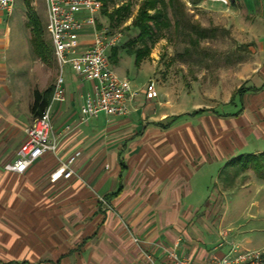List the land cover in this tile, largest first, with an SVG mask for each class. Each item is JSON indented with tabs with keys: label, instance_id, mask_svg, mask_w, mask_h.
Returning <instances> with one entry per match:
<instances>
[{
	"label": "crops",
	"instance_id": "obj_1",
	"mask_svg": "<svg viewBox=\"0 0 264 264\" xmlns=\"http://www.w3.org/2000/svg\"><path fill=\"white\" fill-rule=\"evenodd\" d=\"M184 1L222 14V26L232 24L235 46L247 48L248 60L225 76L239 79L228 97L211 92V105H197L190 93L182 106L181 96L161 92L153 71L156 99L138 97L126 116L90 119L23 174L1 163L4 144L23 143L33 91L45 90L46 79L24 71L26 46L11 42L0 12V264H145L135 237L147 242L155 264L173 263L154 244L208 264L232 244H249L235 225L241 217H258L252 209L261 203L254 195L264 181L246 174L239 189L245 192L236 197L237 186L226 193L219 175L238 156L264 152V0ZM81 41L84 48L90 38ZM118 57L114 68L123 75ZM73 74L64 81V101L51 106L52 135L78 119L93 91L91 82ZM172 117L169 128L156 125ZM75 154V176L64 180L60 162ZM238 206L243 209L232 219L231 208Z\"/></svg>",
	"mask_w": 264,
	"mask_h": 264
},
{
	"label": "rangeland",
	"instance_id": "obj_2",
	"mask_svg": "<svg viewBox=\"0 0 264 264\" xmlns=\"http://www.w3.org/2000/svg\"><path fill=\"white\" fill-rule=\"evenodd\" d=\"M148 1L151 0H102V9L97 17L98 26L107 27L112 35H120L115 48L117 50L115 64L113 60L111 62L108 58L110 65L115 70L114 66L118 65L117 58L120 56L119 61L120 65L123 66V75L115 70L116 74L127 78L134 88L140 89L146 83L151 82L154 71L159 74V86L163 90L161 92L166 97L167 95L181 96L182 106H188L190 103V101H184L185 94L190 93H193V100L191 101L197 105H211L209 100L211 92L220 91L223 96L219 99H226L227 93L234 89L239 81L238 78L234 77L226 78L225 76L230 72L228 70L236 69L239 65L244 64L249 57L247 48L239 44H236L238 46L236 48L235 40L231 34L232 24L226 23L225 26H222L221 21H219L221 18L219 16L222 14L216 12L211 6L207 10L200 11L187 5L184 0H164L169 26L160 30L156 36L139 40L138 30L133 27V24L141 11V5ZM152 13L153 11L146 8L145 14L147 16H152ZM224 16V18L230 19L231 13L226 12ZM3 19L10 29L11 42L15 43V41L22 40L26 46L27 52L23 57L25 61L24 71L26 73L31 71L32 75L38 71L46 79L41 85L46 83L47 88L54 86L59 68L50 50V39L45 30V7L42 1L15 0L11 15L6 16L4 14ZM35 20L41 35L38 38V53L34 51L29 35L30 26ZM147 24L153 28L152 24ZM128 51H131L132 54ZM134 52L139 54L138 63H134ZM236 55L237 57H234ZM69 72L73 74L69 66L62 68L61 77L63 81ZM201 73H203L202 77H200ZM33 120L30 117L23 130L29 127ZM23 134L24 131H22V137ZM12 145L10 142L4 144L8 149L3 153L1 163L6 166L12 163L20 143H17L15 147ZM246 174H249L248 177L250 178L259 179L249 167L235 178L231 187L228 188L222 182H220V186L225 189L226 193V190L231 191L233 186H237L234 191H236V197H239L242 192H245L239 189L241 184L246 181ZM237 179L240 182L235 185ZM253 190H257V188L254 187ZM250 193L251 191H249ZM263 193V189L255 191L254 198L261 203L259 208L252 209V211L259 213L258 217L255 218L256 220H242L241 217L235 225L244 231L241 236L249 239V244L246 247L241 246L244 243L238 242L236 244L243 249L262 252V264H264ZM241 209H243L241 206L231 208L232 211L229 215L232 219L237 218L236 216L240 214Z\"/></svg>",
	"mask_w": 264,
	"mask_h": 264
},
{
	"label": "built area",
	"instance_id": "obj_3",
	"mask_svg": "<svg viewBox=\"0 0 264 264\" xmlns=\"http://www.w3.org/2000/svg\"><path fill=\"white\" fill-rule=\"evenodd\" d=\"M15 0H0V12L6 16L12 13ZM42 1L45 7V30L52 46L53 57L59 68L57 80L49 104L40 116L24 130L25 139L15 152V157L8 170L23 174L35 161L47 154H55L60 138L77 127L87 124L92 118L102 114L107 118L126 116L132 103L140 96L145 100H154L158 93L152 82L143 88H134L131 82L120 77L111 67L108 58L113 48L117 47L120 35L110 34L107 27L98 26L97 17L102 9V0H34ZM85 32L88 34L85 35ZM89 37L90 43L82 48L83 37ZM69 68L79 78L91 82L93 91L84 97L78 119L66 125L56 135L51 134L50 110L53 103H62L65 97L64 81L61 70ZM77 154L60 162L61 177L66 180L75 176L73 164ZM139 248V254L145 264H155L147 242L133 238ZM154 246L173 264H195L178 256L173 250L161 245ZM208 264H262V252L243 249L232 244L229 251L218 257L212 255Z\"/></svg>",
	"mask_w": 264,
	"mask_h": 264
},
{
	"label": "trees",
	"instance_id": "obj_4",
	"mask_svg": "<svg viewBox=\"0 0 264 264\" xmlns=\"http://www.w3.org/2000/svg\"><path fill=\"white\" fill-rule=\"evenodd\" d=\"M160 6V7H158ZM146 8L153 11L152 16H147L145 14ZM111 18V17H109ZM147 23L152 24L153 28H150ZM37 21H33L31 24L32 30V47L35 52L38 53V42L40 32L38 29ZM169 26V22L166 16V5L164 0H151L145 2L141 5V11L135 20L133 27L138 30V39L143 40L145 37L156 36V34L162 30L163 28H167ZM51 44V43H50ZM50 47V45H48ZM51 51L52 46H51ZM50 51V52H51ZM49 52V53H50ZM109 55V60L112 62L116 59L117 50L113 48ZM130 54L131 51H128ZM53 53V52H52ZM139 54L138 52H134V63H138ZM53 92V86H49L43 91L34 90L33 91V101L30 106V115L33 119H36L40 116L41 112L46 108L49 104ZM203 111H197L193 114H198ZM176 120L175 117L167 118L165 122L156 124L157 126L166 129L169 128L172 123ZM255 172L256 176L264 181V152L257 154V155H245V156H238L234 160L228 162L222 169L219 179L225 186L228 188L233 185L235 178H237L241 173H243L247 168H249ZM229 181V183H227ZM228 184V185H227Z\"/></svg>",
	"mask_w": 264,
	"mask_h": 264
}]
</instances>
